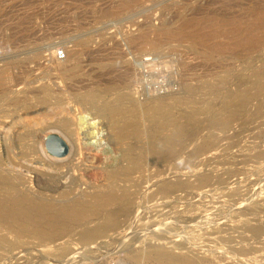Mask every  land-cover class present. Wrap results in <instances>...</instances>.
<instances>
[{
	"label": "rangeland",
	"instance_id": "rangeland-1",
	"mask_svg": "<svg viewBox=\"0 0 264 264\" xmlns=\"http://www.w3.org/2000/svg\"><path fill=\"white\" fill-rule=\"evenodd\" d=\"M126 1L0 0V110L3 112L0 111V135L13 140L7 141V152L5 144L4 152L0 146V155L6 161H18L21 166L25 164L22 167L18 163L10 167L0 164V169H10L12 172L9 170L8 173L12 176L23 175L25 188H21V191L26 189V194L31 193L30 197L50 201L54 207L62 201L65 203L75 199L77 193L93 192L99 181L102 180V183L104 179V171L98 165L101 158L97 156L91 166L78 163L77 168L72 169L68 163L71 159L68 157L69 143L61 137L64 134L58 129L47 128L46 124L67 116L70 109L71 121L81 123L82 127L92 131L97 129L98 122L105 120L104 114L110 104L125 108L134 106L138 115V118L135 117L137 134L124 141V144L129 143L124 145L128 146L126 153L122 150L125 147L117 144L111 135L107 142L115 153H120L118 166L128 168L132 167L131 163L137 165L135 170L130 171V176L121 178L123 181L120 185H127L129 197L133 200L130 206L134 211L133 216L139 214L138 218L131 217L124 225L121 223L127 227L120 236L111 234L113 231L95 236L90 244L97 246L92 248L94 255L83 251L79 253V259L77 255L81 245L78 242L82 241L77 233L82 227L96 223L94 220L90 222L93 217L71 222L66 233L52 238L7 233L2 226L0 264H156L144 254L138 262H134L128 253L130 249L145 245L148 241L146 238L150 236L160 247H168L169 242L175 241L176 244H184V250L197 253L199 258H190V264H264V217L261 216V213L264 214V0ZM248 35L254 36V42H245L244 38ZM144 45L151 47L150 50L147 51L149 47ZM57 50H62L65 56L60 61L68 57L64 62L68 69L73 66L76 55L81 58L80 81L54 69L55 62L52 60L56 59ZM172 50L175 52L170 54ZM158 53L169 54L160 56ZM138 58L140 60L136 62ZM53 83L56 85L53 86ZM78 86L85 87L79 90L80 94L77 92ZM121 91L126 93L125 97L123 95L119 101H115L117 93L123 94ZM87 92H94L97 95L95 100L86 101L83 96ZM113 92H116L115 95ZM205 95L212 99L207 100ZM77 99L79 101L75 102ZM40 100L44 102L43 105ZM29 104L39 105L26 111L24 107ZM52 104L57 106L53 107ZM155 107H159L161 113H154ZM190 111L195 115L187 117ZM49 113L53 114L49 116ZM215 116L218 118L215 126L210 125L208 119ZM178 127L184 129L179 138L160 141L161 136L164 135V139L167 133ZM26 130L32 132L37 141L45 133L57 135L66 144L68 152L57 159L42 151L38 155L31 148L30 137L26 136L25 141L20 143L16 141L18 134H28ZM73 130L77 136H81L77 126ZM157 144L171 147L167 159H159L152 154V146ZM81 149L84 152L85 149ZM240 151L246 152L243 154ZM129 154L131 158L134 155L135 160H129ZM55 160L63 165L58 171L39 164L48 165ZM228 166L232 167L229 169ZM52 172L54 178L50 177ZM69 175L77 180L79 186H68ZM202 175H208L211 179L200 185ZM56 183L65 186L58 188L54 186ZM61 192L68 194L62 197ZM250 229L255 230L251 232ZM107 234L111 237H105ZM61 245L66 248H59ZM178 252L175 251V254H187Z\"/></svg>",
	"mask_w": 264,
	"mask_h": 264
},
{
	"label": "bare ground",
	"instance_id": "bare-ground-1",
	"mask_svg": "<svg viewBox=\"0 0 264 264\" xmlns=\"http://www.w3.org/2000/svg\"><path fill=\"white\" fill-rule=\"evenodd\" d=\"M128 1V0H127ZM126 1V2H127ZM129 3V2H128ZM103 13H106V12H103ZM258 15V14H256ZM198 20V19H197ZM170 23V22H169ZM220 23V22H219ZM168 24V23H167ZM185 24V23H184ZM206 24V23H205ZM165 25V24H164ZM183 25V24H182ZM193 25V24H192ZM232 25V24H231ZM143 26V25H142ZM191 26V25H190ZM214 26V25H212ZM145 27V26H144ZM169 28V27H168ZM200 28V27H198ZM160 29V28H159ZM148 30V29H146ZM179 30V29H178ZM190 30V29H188ZM237 30V29H236ZM185 31V30H184ZM254 31V30H253ZM261 31V30H260ZM145 32V31H144ZM189 32V31H188ZM195 32V31H193ZM199 32V30H198ZM221 32V30H220ZM163 34V32H161ZM166 33V32H165ZM168 33H170L168 31ZM175 33V32H174ZM187 33V32H186ZM192 33V32H191ZM232 33V32H231ZM150 34V33H148ZM147 34V35H148ZM158 34V33H157ZM155 34V35H157ZM208 34V33H207ZM206 34V35H207ZM241 34V33H240ZM252 34V32H251ZM159 35V34H158ZM157 35V36H158ZM136 36V35H135ZM168 36V35H167ZM177 36V35H175ZM139 37V36H138ZM188 37V36H187ZM235 37V36H234ZM254 37V36H253ZM253 37L250 35L246 36L244 38L245 42L248 41L249 43L251 42H254V39ZM133 38V37H132ZM142 38V37H141ZM144 38V37H143ZM154 38V37H153ZM236 38V37H235ZM155 39V38H154ZM157 39V38H156ZM175 39V38H174ZM136 40V39H135ZM144 40V39H143ZM152 40V39H151ZM192 40V39H191ZM127 41V40H126ZM153 41V40H152ZM158 41V40H157ZM165 41V40H164ZM160 42V41H159ZM198 42V41H197ZM164 43V42H163ZM183 43V42H182ZM203 43V42H202ZM201 43V44H202ZM141 44V43H140ZM147 44V43H146ZM145 44V45H146ZM150 44V43H148ZM153 44V43H151ZM199 44V43H198ZM204 44V43H203ZM144 45V46H145ZM166 45H167V42H166ZM212 45V44H211ZM215 45V43H214ZM142 46V45H140ZM143 46V47H144ZM155 47V45H153ZM199 46V45H198ZM203 46V45H202ZM206 46V45H205ZM50 47V46H49ZM146 47V46H145ZM149 47V46H148ZM146 47V48H148ZM154 47H153V50H154ZM166 47V46H165ZM201 47V46H200ZM236 47V46H235ZM140 48V47H139ZM142 48V47H141ZM151 47H149L148 50H150ZM167 48H169L167 46ZM211 48V47H210ZM215 48V47H214ZM145 49V48H144ZM223 49V48H222ZM229 50V48H228ZM247 50V49H246ZM138 51V50H137ZM208 51V50H207ZM231 51V50H230ZM81 52V51H80ZM157 52V51H156ZM164 52V51H163ZM167 52V51H166ZM174 53L175 50L171 51V53ZM172 53V54H173ZM220 53V52H219ZM76 54V53H75ZM74 54V55H75ZM159 54V53H158ZM157 54V55H158ZM167 54V53H165ZM164 53H162L160 56H164L165 55ZM169 54V53H168ZM167 54V55H168ZM215 54H218V53H215ZM73 55V56H74ZM157 56V57H160V56ZM179 55V54H178ZM140 56V55H139ZM147 56V55H146ZM166 56V55H165ZM243 56V55H241ZM56 57V56H54ZM65 57V56H64ZM156 57V55H155ZM179 58V57H178ZM68 59V57H66V59H64L63 61H60V59H58L56 57L55 60H52V62H55L54 66V69L56 70H60L61 73H65L69 78L71 79H74L75 78V81H80L79 79L81 78V75H80V59L78 55H76L75 57V61L73 60V66L68 69V67H66L67 65L64 64V62ZM180 59V58H179ZM137 60V59H136ZM140 60V58H138V60L136 62H138ZM177 60V59H176ZM118 61V60H117ZM71 62V61H69ZM128 62V61H127ZM133 62V60H132ZM143 62V61H142ZM142 62H140L142 64ZM180 62V61H178ZM181 63V62H180ZM180 63H178V65H181ZM135 64V63H134ZM132 64V65H134ZM137 64V63H136ZM138 65V64H137ZM71 66V65H70ZM125 66V65H124ZM182 66V65H181ZM128 67V66H127ZM132 67V66H131ZM141 67L138 66L137 68ZM135 70V68H134ZM92 71V70H91ZM104 71V70H103ZM130 72V71H129ZM136 72L138 73V71L136 70ZM96 73V72H95ZM134 73V72H133ZM185 73V72H184ZM137 75V74H136ZM184 75V74H183ZM139 76V75H137ZM141 76V75H140ZM139 76V78H141ZM187 77V75H185ZM106 77V76H105ZM221 77V76H220ZM128 78V77H127ZM180 78H183L182 76ZM113 79V78H112ZM119 79V78H118ZM184 79V78H183ZM191 80V79H190ZM100 81V80H99ZM142 81V80H141ZM214 81V80H213ZM90 82V81H89ZM126 82V81H125ZM185 82V81H183ZM192 82V81H191ZM105 83V82H104ZM140 83V82H139ZM197 83V82H196ZM136 84V83H135ZM229 84V83H227ZM53 86H55L56 84L53 83L52 84ZM138 85V84H137ZM176 85V84H174ZM184 85V84H183ZM188 84H186L187 86ZM204 85V84H203ZM217 85V84H216ZM220 85V84H219ZM101 86V85H100ZM136 86V85H135ZM141 86V85H140ZM184 86V87H186ZM210 86V85H209ZM44 88H48V86H43ZM42 87V88H43ZM132 87V86H131ZM177 87V85H176ZM196 87V86H195ZM202 87V86H201ZM211 87V86H210ZM221 87H224V86H221ZM82 88H85L84 86L83 87H80L78 86L77 87V92L78 94L79 93V90L82 89ZM96 88V87H95ZM126 88V87H125ZM128 88V87H127ZM126 88V89H127ZM179 88V87H178ZM209 88V87H208ZM226 88V87H225ZM225 88H223L222 90H224ZM103 89V88H102ZM123 89V88H122ZM132 89V88H131ZM174 90V89H173ZM177 89H175L176 91ZM196 90V88H195ZM199 90V89H198ZM226 90V89H225ZM141 91V90H140ZM197 91V90H196ZM200 91V90H199ZM220 91V90H219ZM229 91V90H227ZM108 92V91H107ZM122 92V91H121ZM131 92H134V91H131ZM138 92V91H137ZM177 92V91H176ZM181 92V91H180ZM186 92V91H185ZM18 93V92H17ZM25 93V92H24ZM44 93V92H43ZM116 92H113V94L115 95ZM123 94H120V95H117L119 93L116 94V98L114 97L115 101H119L122 96L126 95V93L124 94V92H122ZM130 93V92H129ZM169 93V92H168ZM206 93V92H205ZM213 93V92H212ZM211 93V94H212ZM223 93V92H222ZM98 94V93H97ZM102 94V93H101ZM104 94V93H103ZM135 94V93H133ZM133 94H129L130 96L133 95ZM166 94V93H165ZM196 94V93H195ZM194 94V95H195ZM217 94V93H216ZM215 94V95H216ZM224 94V93H223ZM16 95V94H15ZM105 95V94H104ZM108 95V94H107ZM140 95V94H138ZM137 95V97H138ZM187 95V94H186ZM192 95V94H191ZM199 95V94H198ZM19 96V95H18ZM58 96V95H57ZM61 96V95H60ZM95 93L94 92H87L83 97L85 98L86 101H90V100H95ZM134 96V95H133ZM169 96V95H168ZM167 96V97H168ZM193 96V95H192ZM204 96V95H202ZM16 97V96H15ZM47 97V96H46ZM82 97V99H84ZM108 97V96H107ZM110 97V96H109ZM128 97V96H127ZM136 97V96H135ZM177 97V96H176ZM188 97H189V93H188ZM195 97V96H194ZM199 97V96H198ZM201 97V96H200ZM222 97V96H221ZM80 98V97H79ZM105 98V97H104ZM113 98V96H112ZM185 98V97H184ZM183 98V99H184ZM196 98V97H195ZM205 98L208 99V97L205 95ZM223 98V97H222ZM222 98L220 101H222ZM230 98V97H229ZM229 98L227 100H229ZM88 99V100H87ZM98 99V98H97ZM113 99V100H114ZM124 99V98H123ZM126 99V98H125ZM129 99V98H128ZM145 99V98H143ZM154 99V98H153ZM192 99V98H190ZM194 99V98H193ZM212 99V98H211ZM112 100V101H113ZM138 100V98H137ZM142 100V99H141ZM151 100V99H150ZM155 100V99H154ZM161 100V99H160ZM200 100V99H199ZM198 100V101H199ZM54 101H57V100H54ZM79 99H77V101L75 102H78ZM123 101V100H122ZM127 101V100H126ZM125 101V102H126ZM135 101V100H134ZM140 101V100H139ZM138 101V102H139ZM168 102V99L166 100ZM170 101V100H169ZM202 101V100H201ZM204 101V100H203ZM218 101V100H217ZM216 101V102H217ZM226 101V100H225ZM29 103V101H27ZM31 102V101H30ZM103 103V101H101ZM106 102V101H105ZM104 102V104H105ZM132 102V101H131ZM129 101V103H131ZM185 102V101H184ZM209 102V101H208ZM44 103V102H43ZM42 101L40 100V104H42ZM53 103V102H51ZM50 103V104H51ZM59 103V102H58ZM90 103V102H89ZM92 103V101H91ZM96 103V102H95ZM99 103V102H98ZM148 103V102H147ZM202 103V102H201ZM205 103V102H204ZM232 103V102H231ZM26 104V103H25ZM76 104V103H75ZM135 104V103H134ZM139 104V103H138ZM157 104V103H155ZM162 104V103H161ZM172 104V103H171ZM179 104H182V103H179ZM198 104V103H197ZM209 104V103H208ZM214 104V103H213ZM212 104V105H213ZM222 104V102L220 103ZM227 104V103H226ZM225 104V105H226ZM8 105V104H7ZM37 105L39 104H29V106L27 105L26 107H24L23 105H21L20 107H24V109L26 111H28V109L30 108H33V107H37ZM41 105V106H42ZM53 105V104H52ZM101 105V104H99ZM97 105V106H99ZM108 105V103H107ZM140 105V104H139ZM138 105V106H139ZM142 105V104H141ZM178 105V104H177ZM200 105V104H199ZM198 105V106H199ZM203 105V104H201ZM200 105V106H201ZM229 105V104H228ZM11 106V105H10ZM47 106V105H45ZM49 106V105H48ZM54 106H57V105H53ZM60 106V105H59ZM133 106V104H132ZM136 106V105H135ZM167 106V105H166ZM174 106V105H173ZM184 106V105H183ZM193 106V105H192ZM199 106V107H200ZM205 106V105H204ZM207 106V105H206ZM219 106V105H218ZM44 107V106H43ZM52 107V106H51ZM50 107V108H51ZM168 107V106H167ZM195 107V105H194ZM210 107V106H208ZM220 107V106H219ZM230 107V106H229ZM8 108V107H7ZM18 108V107H17ZM16 108V109H17ZM60 108V107H59ZM103 108V107H102ZM145 108V107H144ZM164 108V107H163ZM204 108V107H203ZM15 109V111H16ZM21 109V108H20ZM19 109V110H20ZM39 109V108H37ZM46 109V108H45ZM64 109V108H63ZM140 109V108H139ZM170 109V108H168ZM210 109V108H209ZM5 110V109H4ZM11 110V109H10ZM14 110V109H13ZM12 110V111H13ZM24 110V111H25ZM56 110V109H55ZM62 110V109H61ZM100 110V109H99ZM154 113H157L159 112L161 109L159 107H155L153 109ZM164 110V109H163ZM184 111H187L185 109H183ZM200 110V108H199ZM229 110V109H228ZM227 110V111H228ZM2 112V110H0ZM9 111V110H8ZM23 111V112H24ZM59 111V110H58ZM71 110L69 109V112ZM140 111H143V110H140ZM169 111V110H168ZM167 111V112H168ZM178 111V110H176ZM198 111V110H197ZM223 111V110H221ZM10 112V111H9ZM18 112V110H17ZM21 112V111H20ZM67 113V116L65 115L64 117L57 119L54 121V122H51L49 124H46L47 128H54V129H58L60 130L64 135L61 137L64 138L65 141H67L70 146V150H69V155L68 157H70V161L68 163L71 164V167L72 169L73 168H77V165L78 163H80L79 165H83L84 164H87V165H93V163L95 162V159L96 157H100L101 158V162L100 165L102 167V171H104V179H103V182L100 184L98 183V186L97 188L94 187L95 189L93 190V192L90 191V193L87 191L86 193H77L78 196L75 197V199L73 200H70V201H67L65 203H62L60 205H58L57 207H54L53 206V203H51L50 201H47V200H41V199H37V198H33V197H30L31 193L28 195L26 194V189H23L25 190L24 192L21 191V188H25L24 186V178L22 177L23 175H16L14 174V176H12L11 174H9V170L7 169H0V228L3 226L4 227V230H6L7 233H15V234H29V236H34L36 238H52L53 236H57V235H60L61 233H64L67 228L70 226L71 222L75 223V222H78V221H81V220H85L87 219L88 217H93V219L90 221L92 222L93 220L96 221V223H93L92 226H85V227H82L81 231H78L77 233V237L80 239L81 242H78L80 245H81V249L80 251L78 252V255L79 256V253L85 251L87 254L89 253V255L91 256L92 254L94 255V250L92 248H97L96 245L94 246H90V244H92V241L91 239H93L95 236H98L100 234H104V233H108L109 231H113L111 234H116V235H121L123 232H125L126 230V227L127 226H123L125 224V222L127 221V219L129 218V220L131 219H136L138 218V213L136 211V213L138 215H135L133 216V212L132 211L133 209L130 207L131 206V202L133 200H131V198L129 197V193H128V189H127V185H120V183L123 181V179H121L122 177L125 179L126 176H130V171L131 170H135L136 169V164L134 163H131L132 167H128V168H123L122 165L121 166H118L119 164V159L121 158L120 156V153H115L114 152V149L112 150L109 146H108V138H109V135H111V137L115 140V142L117 144H119L121 146V144L123 145L122 149L123 151H127V147L124 146V145H128L127 143L124 144V141L128 138H132V137H135L136 134H137V124L135 122V117L138 116L136 114V109L135 107H130V108H125V107H122L121 105L117 104V105H111L109 107L106 108V114H104V118L106 120V123L103 121V122H98L97 124L99 125L97 127V129H94L92 131H88L87 128H84L81 126V123H73L71 121V115L70 113ZM166 112V110H165ZM172 112V111H171ZM205 112V111H204ZM3 113V112H2ZM7 113V112H6ZM12 113V112H11ZM15 113V112H14ZM13 113V114H14ZM26 113V112H25ZM56 113V112H55ZM141 113V112H140ZM151 113V112H150ZM161 113V112H159ZM186 113V112H185ZM200 113V112H199ZM20 114V113H19ZM51 113H49V116H50ZM53 114V113H52ZM51 114V115H52ZM153 114V113H152ZM164 114V113H163ZM162 114V115H163ZM188 114V113H187ZM197 114V112H196ZM206 114L208 115L209 113L206 111ZM2 116L4 114H1ZM44 115V114H43ZM42 115V116H43ZM154 115V114H153ZM175 115V114H174ZM173 115V116H174ZM192 115H195V112L193 111H190V113L188 115H186L187 117L189 116H192ZM201 115V114H200ZM199 115V116H200ZM205 115V114H204ZM205 115V116H207ZM228 115V114H227ZM5 116V115H4ZM41 116V115H40ZM143 116V115H141ZM146 116V114H145ZM159 116V115H158ZM198 116V117H199ZM212 116V115H211ZM26 117V116H25ZM44 117V116H43ZM153 117V116H152ZM222 117V116H221ZM2 118V117H1ZM29 118V117H28ZM31 118V117H30ZM138 118V117H136ZM140 119V117H139ZM145 119V118H143ZM142 119V120H143ZM152 119V118H151ZM154 119H156L154 117ZM165 119V118H164ZM168 119V118H167ZM178 119V118H177ZM180 119V118H179ZM207 119V118H206ZM218 119V118H217ZM216 119V116L215 117H210L208 119L210 125H214L215 121L217 120ZM228 119V118H227ZM230 119V118H229ZM246 119V118H245ZM2 120H5L2 119ZM37 120V119H35ZM146 120V119H145ZM144 120V121H145ZM232 120V119H231ZM10 121V120H9ZM29 122H31L29 119L27 120ZM33 121V120H32ZM46 121V120H45ZM154 121V120H153ZM161 121V120H160ZM34 122V121H33ZM47 122V121H46ZM155 122V121H154ZM157 122V121H156ZM230 122V121H229ZM6 123V122H5ZM28 123V122H27ZM145 123V122H144ZM181 123V122H180ZM186 123V122H184ZM31 124V123H30ZM147 124H149V122H147ZM155 124V123H154ZM182 124V123H181ZM196 124V123H195ZM221 124H224V123H221ZM230 124V123H229ZM4 125V124H3ZM75 125V126H74ZM107 127H106V126ZM140 125V124H139ZM161 125V124H160ZM180 125V124H179ZM217 125V124H216ZM25 126V125H24ZM77 126V129L80 130L81 132V136H77V133L73 130L75 129ZM153 126V125H152ZM159 126V124H158ZM176 126H178L176 124ZM181 126V125H180ZM215 126V125H214ZM224 126V125H223ZM1 127V126H0ZM43 127V126H42ZM144 127V125H143ZM146 127V126H145ZM154 127V126H153ZM19 128V127H18ZM46 128V127H45ZM46 128V129H47ZM147 128V127H146ZM164 128H167L166 127H163ZM171 128V127H170ZM215 128V127H214ZM219 128V127H218ZM41 129V127L39 128V130ZM43 129V128H42ZM138 129H141V128H138ZM154 129V128H153ZM161 129V128H160ZM17 130V129H16ZM45 130V129H44ZM50 130V129H49ZM169 130V129H168ZM184 130V129H183ZM182 128L178 127V128H175L173 130H171L170 133H167L166 136L164 137L163 139V136L162 139L160 141H171V140H176L177 138H179V136L183 133L182 131ZM223 130V129H222ZM229 130H231L229 128ZM33 131V130H32ZM51 131V130H50ZM49 131V132H50ZM56 131V130H54ZM58 131V132H60ZM110 131V132H109ZM152 131V130H151ZM160 131V130H159ZM226 132H228L227 130H224ZM25 132H27L28 134L27 135H17V138H16V141H18L19 143L20 142H23L22 140H24V138L27 136V137H30L31 138V148H33V150L35 152L38 153L39 155V152L42 151L44 152L45 154L47 153L46 152V149H45V139L47 138L48 134L45 133L41 136V139L40 141H37V140H34L33 136L34 134L32 132H30L29 130H26ZM47 132V131H46ZM52 133H54L53 131H51ZM144 132V131H143ZM154 132V130H153ZM158 132V131H156ZM161 132V131H160ZM187 132V131H186ZM21 133V132H20ZM57 133V132H56ZM150 133V132H149ZM162 133V132H161ZM188 133V132H187ZM185 134V133H184ZM7 135V133H6ZM75 135V136H74ZM80 135V134H79ZM152 135V134H151ZM196 135V134H195ZM155 137V135H153ZM194 136V135H193ZM196 137V136H195ZM66 138V139H65ZM141 138V137H140ZM157 138V137H156ZM159 139V138H157ZM11 138H7V137H1L0 135V146H2V151L4 152V144H5V150L6 152L8 151V146L6 145L7 141H10ZM156 140V139H155ZM13 141V140H11ZM25 141V140H24ZM83 141V142H82ZM129 142V141H127ZM132 143V142H131ZM135 143V142H133ZM151 143V142H149ZM161 143V142H160ZM166 143V142H164ZM24 144V143H23ZM22 144V145H23ZM20 145V144H19ZM139 145V144H137ZM135 145V146H137ZM247 145V144H246ZM250 145V144H249ZM248 145V146H249ZM118 146V145H117ZM132 146V145H131ZM141 146V145H139ZM151 146V145H150ZM208 146V144L206 145V147ZM210 146V145H209ZM224 146V145H223ZM226 146V145H225ZM231 146V145H229ZM20 147V146H19ZM205 147V146H204ZM238 146H236L235 150L237 149ZM81 148H84V152ZM115 149H119L117 147H114ZM146 148V147H145ZM200 148V147H199ZM222 148V147H221ZM240 148V147H239ZM244 148V147H243ZM249 148V147H248ZM133 149V148H132ZM138 150V147L136 148ZM231 150L234 151L233 148H230ZM247 149V148H246ZM244 149V150H246ZM14 150V149H13ZM24 150V149H23ZM32 150V151H33ZM135 150V148H134ZM197 150V149H196ZM1 151V152H2ZM171 147L169 146H166V145H155V146H152V149H151V152L152 154L156 157V158H159V159H167L166 157H168V155L171 154ZM194 151V150H192ZM229 151V150H228ZM231 151V152H233ZM0 152V153H1ZM14 152V151H13ZM24 152V151H23ZM31 152V150H30ZM121 152V151H120ZM237 152V150H236ZM235 152V153H236ZM241 152V151H240ZM246 152V151H245ZM244 152V153H245ZM27 153V152H26ZM134 153V152H133ZM194 153V152H193ZM197 153V152H196ZM202 153V151H201ZM225 153V152H224ZM243 153V152H241ZM243 153V154H244ZM4 154V153H3ZM32 154V153H31ZM48 154V153H47ZM132 154V153H130ZM129 154V155H130ZM191 154V153H189ZM232 154V153H231ZM238 154V153H237ZM248 154V152L246 153ZM250 154V153H249ZM12 155V153H11ZM34 155V154H33ZM44 155V154H43ZM194 155H197V154H194ZM199 155V154H198ZM242 155V154H241ZM9 157V154L7 155ZM13 156V155H12ZM17 156V155H16ZM37 156V155H35ZM78 156V157H76ZM229 156H230V153H229ZM251 156V155H250ZM6 157V159L8 158ZM14 157V156H13ZM124 157V156H123ZM197 157V156H196ZM246 157V156H244ZM40 158V157H39ZM44 158V157H43ZM46 158V157H45ZM44 158V159H45ZM48 158V156H47ZM134 158V155L133 157L131 158V155L130 157L128 156V159L129 160H135L133 159ZM138 158V157H137ZM176 158V157H174ZM188 158V157H187ZM186 158V159H187ZM200 158V157H199ZM15 159V158H14ZM25 159V158H24ZM57 159V158H56ZM98 159V158H97ZM126 159V158H124ZM190 159V158H189ZM192 159V158H191ZM233 159V158H232ZM249 159V158H248ZM38 160V159H37ZM173 160V159H172ZM175 160V159H174ZM194 160V159H193ZM198 160V159H196ZM196 160L194 162H196ZM234 160H235V157H234ZM233 160V161H234ZM45 161V160H44ZM48 161V159H47ZM52 161V160H51ZM54 161V160H53ZM59 161V160H57ZM61 161V160H60ZM97 161V160H96ZM142 161V160H141ZM140 161V163H141ZM153 161V160H152ZM159 161V160H158ZM169 161V160H168ZM187 161V160H186ZM199 161V160H198ZM237 161H238V158H237ZM38 162V161H37ZM75 162V163H74ZM150 162V161H149ZM167 162V161H166ZM17 163L19 164V162L17 161ZM17 163H13V160L10 161L8 159V161L5 160V158L3 156L0 155V164L1 165H5V166H16L18 165ZM23 163V162H22ZM28 163V162H27ZM67 163V164H68ZM99 163V161H98ZM136 163V162H135ZM138 163V162H137ZM172 163V162H171ZM193 163V162H192ZM216 163V162H215ZM21 164V163H20ZM19 164V165H20ZM39 164L41 166H45L47 167L48 169H53L55 171H58L59 168H62L63 165L62 163H57L56 160L55 162H51L49 163L48 165H44V164H41L39 162ZM122 164V163H121ZM143 164V163H142ZM155 164V163H154ZM197 164V163H196ZM25 165V164H24ZM22 165V166H24ZM95 165V164H94ZM125 165V164H124ZM186 165V163H185ZM235 165V164H234ZM240 165V164H239ZM4 166V168H5ZM21 166V165H20ZM21 166V167H22ZM65 166V165H64ZM149 166V165H148ZM20 167V168H21ZM142 167V166H141ZM217 167V165H216ZM232 167V166H230ZM230 167L228 166V168L230 169ZM18 168V167H17ZM100 168V167H99ZM151 168V167H150ZM227 168V167H226ZM13 169V168H12ZM23 169V168H22ZM29 169V167L27 168V170ZM31 169V168H30ZM215 169V167H214ZM17 171V169H15ZM19 170V169H18ZM23 170H26L25 168ZM61 170V169H60ZM66 170L68 171L69 168H66ZM99 170V169H98ZM100 170V171H101ZM226 170V169H225ZM232 170V169H231ZM73 171V170H72ZM79 171V170H78ZM101 171L100 174H102L103 172ZM148 171V170H146ZM220 171V170H219ZM10 172H12L10 170ZM19 173V171H17ZM38 172V171H37ZM28 173V172H26ZM31 173V172H30ZM34 173V172H33ZM59 173V172H58ZM66 173V172H65ZM69 173V172H68ZM133 173V172H132ZM151 173V171H150ZM47 175V173H45ZM43 174V175H45ZM49 174V173H48ZM53 174V172L51 173ZM26 175V174H25ZM38 175V174H37ZM75 175V174H74ZM133 175V174H132ZM135 175V174H134ZM137 175V174H136ZM140 175V174H139ZM58 176V175H57ZM66 176V175H65ZM68 176V175H67ZM102 176V175H101ZM149 176V175H148ZM48 177V176H47ZM51 178H54V174L53 175H50ZM48 177V178H50ZM64 177V175L62 176ZM134 177V176H133ZM146 177V176H145ZM144 177V178H145ZM150 177V176H149ZM69 178H70V181H69V185L68 186H79L77 184V180L74 179V177L72 178L71 175H69ZM76 178V177H75ZM78 178V177H77ZM27 179V178H26ZM63 179V178H62ZM211 179L208 177V175H202L201 178H200V185L202 184H206V182H208V180ZM31 180V179H30ZM58 180V179H57ZM99 180V178H98ZM134 180V179H133ZM199 180V179H198ZM213 180V179H212ZM217 180V179H216ZM131 181V179H130ZM145 181V180H144ZM30 182V181H29ZM59 182V181H58ZM79 182V181H78ZM126 182V180H125ZM128 182V181H127ZM126 182V183H127ZM139 182V181H138ZM221 182V181H220ZM67 183V182H66ZM96 183V184H97ZM135 183V182H134ZM144 183V182H143ZM211 183V182H210ZM217 183V182H216ZM54 184V183H53ZM122 184V183H121ZM132 184V183H131ZM130 184V185H131ZM212 184V183H211ZM17 185H21V186H17ZM141 185V183H140ZM155 185V184H154ZM178 185V183H177ZM182 185V184H181ZM54 186H65V185H62V184H55ZM89 187V185H87ZM94 185H92L93 187ZM135 186V185H133ZM176 186V185H175ZM31 187V186H30ZM140 188V186H138ZM142 187V186H141ZM174 187V186H173ZM177 187V186H176ZM28 188V186L26 187ZM59 188V187H58ZM69 188V187H68ZM79 188V187H78ZM91 188V187H90ZM136 189V187H133ZM50 189V188H49ZM141 189V188H140ZM41 190V189H40ZM43 190V189H42ZM53 190V189H52ZM69 190L72 191V188H69ZM137 190V189H136ZM135 190V192H137ZM169 190V189H168ZM175 190V189H174ZM71 191H69V193H71ZM77 191V190H76ZM86 191V190H85ZM176 191V190H175ZM44 192V191H42ZM133 192V191H132ZM133 192V193H135ZM34 193V192H33ZM57 193V192H56ZM55 193V194H56ZM75 193V192H74ZM141 193V192H140ZM170 193V192H169ZM38 194V192H37ZM50 194V193H49ZM54 194V193H53ZM68 193L66 192H61L60 193V196L62 197H65ZM44 195V194H43ZM56 196V195H55ZM72 196V195H71ZM152 196V195H150ZM35 197V196H34ZM37 197V196H36ZM48 197V196H47ZM49 198V197H48ZM47 199V198H45ZM56 199V197H55ZM54 199V200H55ZM57 200V199H56ZM138 201V200H137ZM151 201V200H150ZM153 201V200H152ZM141 203V202H139ZM136 204V203H135ZM56 205V204H54ZM137 205V204H136ZM135 206V205H134ZM133 207V206H132ZM138 208V207H137ZM257 208V207H256ZM255 208V209H256ZM257 209H260L259 207ZM256 209V210H257ZM251 210V209H250ZM249 210V211H250ZM254 210V208L252 209ZM248 211V210H247ZM187 212V211H186ZM252 212V211H250ZM258 212H260V210H258ZM262 212V210H261ZM247 213V212H246ZM253 214L254 211L252 212ZM249 214V213H248ZM251 214V213H250ZM264 215V214H263ZM261 213V216L264 217ZM245 216V215H244ZM254 216V215H253ZM259 216V215H258ZM257 216V217H258ZM123 218V219H120V218ZM132 217V218H131ZM247 218H249L248 215H246ZM255 217V216H254ZM260 217V216H259ZM131 218V219H130ZM256 220V219H255ZM246 221V220H244ZM248 221V220H247ZM84 222V221H82ZM123 222V225L121 224ZM254 222V221H253ZM252 222V223H253ZM256 222V221H255ZM72 223V224H73ZM245 223V222H244ZM247 223V222H246ZM250 223V222H249ZM241 224V223H240ZM243 224V223H242ZM258 224V223H257ZM77 225V224H76ZM247 225V224H246ZM75 226V225H73ZM242 227H244L243 225H241ZM250 226V225H248ZM256 226V225H255ZM78 228V227H76ZM73 229V228H71ZM116 229L118 231H116ZM120 229V230H119ZM248 229V228H247ZM256 229H258L256 227ZM3 230V231H4ZM245 230V229H244ZM251 230V229H250ZM255 230V229H253ZM251 230V232L253 231ZM260 230V229H258ZM77 232V231H76ZM74 232V233H76ZM256 232V231H255ZM254 232V233H255ZM66 233V232H65ZM252 233V234H254ZM4 234V233H3ZM256 234V233H255ZM12 235V234H11ZM124 235V234H123ZM10 236V235H9ZM12 236H15V235H12ZM24 236V235H23ZM76 236V235H75ZM113 236V235H112ZM155 236V235H154ZM58 237V236H57ZM101 237V236H100ZM105 237H111L107 234V236ZM156 237V236H155ZM3 238V237H2ZM154 237L153 236H150L149 239L146 238V241L147 243L145 245H142L140 246L139 248H136V249H130L128 251L129 253V256L131 258V260H133L134 262L139 260L140 256H142V254H144L145 256H147V258L150 260V261H153L155 262L156 264H177V263H180V264H190V258H199L198 257V254L197 253H192L189 249H186L184 250L185 248L183 247L182 244H176L175 241H171L169 242L170 245L168 247H160L158 246L156 243H154ZM6 239V238H5ZM99 239V238H98ZM101 239V238H100ZM90 240V241H89ZM108 240V238H107ZM105 243H106V240H104ZM84 242V243H83ZM95 242V241H94ZM101 242V241H100ZM103 242V241H102ZM98 243V241H97ZM144 244V242H143ZM164 244V243H163ZM65 245V243H64ZM63 245V246H64ZM105 245V244H103ZM62 246V245H61ZM59 247V248H66V247ZM186 246V245H185ZM1 247V246H0ZM57 247V248H58ZM102 247V246H101ZM53 248V247H52ZM70 249H68L69 251ZM73 250V249H72ZM79 250V249H78ZM77 250V251H78ZM180 251L178 253H184L186 252L187 254L186 255H177L175 254V251ZM98 252V249L96 250ZM123 251H126L125 249ZM72 252V251H71ZM122 252V251H121ZM197 254V255H196ZM81 255V254H80ZM86 256V255H85ZM84 256V257H85ZM88 256V255H87ZM90 256H88L87 258L89 259ZM75 257V256H73ZM80 258V256L78 257V259ZM83 258V256H82ZM81 258V260H83ZM91 259V258H90ZM77 260V259H76ZM195 260V259H194ZM67 261V260H65ZM65 261H63L65 263ZM87 261V260H86ZM85 261V262H86ZM202 261V260H201ZM74 262V261H73ZM77 262V261H76ZM88 262V261H87ZM198 262V261H197ZM67 263V262H66ZM78 263V262H77ZM83 263V262H82ZM81 263V264H82ZM200 263V262H199ZM198 263V264H199ZM75 264V263H74ZM84 264V263H83ZM196 264V263H195Z\"/></svg>",
	"mask_w": 264,
	"mask_h": 264
},
{
	"label": "water",
	"instance_id": "water-1",
	"mask_svg": "<svg viewBox=\"0 0 264 264\" xmlns=\"http://www.w3.org/2000/svg\"><path fill=\"white\" fill-rule=\"evenodd\" d=\"M45 149L53 157H63L68 152L64 141L55 134H50L45 139Z\"/></svg>",
	"mask_w": 264,
	"mask_h": 264
},
{
	"label": "built area",
	"instance_id": "built-area-1",
	"mask_svg": "<svg viewBox=\"0 0 264 264\" xmlns=\"http://www.w3.org/2000/svg\"><path fill=\"white\" fill-rule=\"evenodd\" d=\"M55 56L58 58V59H62L64 57V53L62 50H57L55 52Z\"/></svg>",
	"mask_w": 264,
	"mask_h": 264
}]
</instances>
